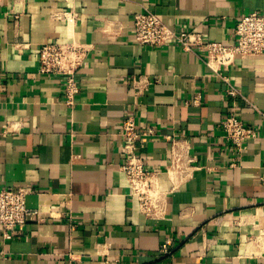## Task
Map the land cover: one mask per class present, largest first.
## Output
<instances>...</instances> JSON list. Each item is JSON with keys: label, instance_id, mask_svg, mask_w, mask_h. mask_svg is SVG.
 <instances>
[{"label": "crops", "instance_id": "crops-1", "mask_svg": "<svg viewBox=\"0 0 264 264\" xmlns=\"http://www.w3.org/2000/svg\"><path fill=\"white\" fill-rule=\"evenodd\" d=\"M143 10L231 43L239 16L264 12V0H0V188L29 187L38 211L9 237L0 228V264H264V53L235 60L239 94L228 95L199 54L137 43ZM70 37L91 49L67 105L38 57L43 41ZM234 111L256 130L239 154L217 125ZM128 115L154 128L137 142L158 171L154 216L120 169Z\"/></svg>", "mask_w": 264, "mask_h": 264}, {"label": "built area", "instance_id": "built-area-1", "mask_svg": "<svg viewBox=\"0 0 264 264\" xmlns=\"http://www.w3.org/2000/svg\"><path fill=\"white\" fill-rule=\"evenodd\" d=\"M76 16L72 11L62 12L66 26L73 25ZM132 27L133 37L141 45L158 47L172 43L183 51L199 54L212 75L225 83V92L232 96L239 94V89L228 75L235 60L264 53V12L260 11L239 16L231 43L208 39L200 32L176 30L150 10L134 13ZM90 49V45L73 37L64 41L45 40L39 46L38 72L59 77L67 105L75 102L79 90L76 73L88 57ZM217 125L224 139L238 154L245 148L246 141L256 136L255 128L245 124L235 111L223 115ZM153 134V127H139L133 115L122 120L120 151L123 162L120 169L129 185L130 195L135 199L140 212L146 216L160 213L162 191L158 186V171L146 165L138 154L137 142ZM173 155L175 168H178L175 151ZM29 192V187L0 188V228L6 237L10 236L9 229H22L28 220L38 219L37 209L26 204ZM163 252H167L165 246Z\"/></svg>", "mask_w": 264, "mask_h": 264}]
</instances>
